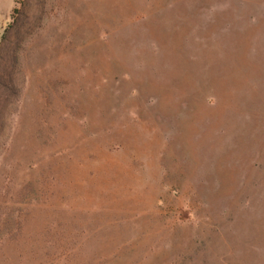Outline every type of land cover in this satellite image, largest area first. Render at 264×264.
<instances>
[{"label": "rangeland", "instance_id": "obj_1", "mask_svg": "<svg viewBox=\"0 0 264 264\" xmlns=\"http://www.w3.org/2000/svg\"><path fill=\"white\" fill-rule=\"evenodd\" d=\"M0 264H264V0H0Z\"/></svg>", "mask_w": 264, "mask_h": 264}]
</instances>
